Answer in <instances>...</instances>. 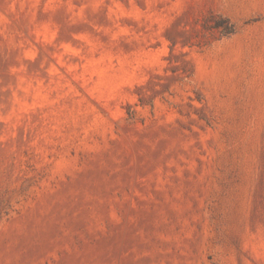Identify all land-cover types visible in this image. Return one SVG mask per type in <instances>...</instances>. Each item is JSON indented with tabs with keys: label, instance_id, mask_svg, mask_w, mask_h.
<instances>
[{
	"label": "rangeland",
	"instance_id": "obj_1",
	"mask_svg": "<svg viewBox=\"0 0 264 264\" xmlns=\"http://www.w3.org/2000/svg\"><path fill=\"white\" fill-rule=\"evenodd\" d=\"M0 264H264V0H0Z\"/></svg>",
	"mask_w": 264,
	"mask_h": 264
},
{
	"label": "trees",
	"instance_id": "obj_2",
	"mask_svg": "<svg viewBox=\"0 0 264 264\" xmlns=\"http://www.w3.org/2000/svg\"><path fill=\"white\" fill-rule=\"evenodd\" d=\"M232 32H233V26L230 25V26L228 27V30L225 32V34H231Z\"/></svg>",
	"mask_w": 264,
	"mask_h": 264
}]
</instances>
